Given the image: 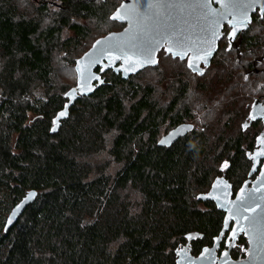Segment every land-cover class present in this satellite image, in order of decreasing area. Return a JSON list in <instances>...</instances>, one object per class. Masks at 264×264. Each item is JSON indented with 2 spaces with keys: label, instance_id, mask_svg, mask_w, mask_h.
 I'll list each match as a JSON object with an SVG mask.
<instances>
[{
  "label": "trees",
  "instance_id": "1",
  "mask_svg": "<svg viewBox=\"0 0 264 264\" xmlns=\"http://www.w3.org/2000/svg\"><path fill=\"white\" fill-rule=\"evenodd\" d=\"M121 1L0 0V264H176L182 247L198 255L223 227L225 212L198 194L220 175L235 193L259 173L252 172V153L261 121L237 125L229 107L216 132H208L215 104L194 96L206 84L188 81L186 68L193 71L178 68L165 50L156 65L127 79L106 70L105 83L56 120L74 85L57 89L55 54L79 50L94 35L91 23L104 26L94 41L121 30L125 23L111 18ZM224 41L217 51L238 72L226 79L239 81L223 92L233 86L264 96V15L252 16L236 45ZM164 57L173 59V73ZM147 69L159 75L141 81ZM169 76L174 95L162 99L158 87ZM184 122L194 128L169 146L157 144L163 129ZM30 189L38 192L35 201L5 230L10 210ZM227 234L219 252L228 247ZM247 249L242 233L231 255L246 257Z\"/></svg>",
  "mask_w": 264,
  "mask_h": 264
},
{
  "label": "water",
  "instance_id": "2",
  "mask_svg": "<svg viewBox=\"0 0 264 264\" xmlns=\"http://www.w3.org/2000/svg\"><path fill=\"white\" fill-rule=\"evenodd\" d=\"M121 4L127 7L128 18L116 20L125 23L124 28L100 36L86 52L78 57L75 64L77 83L66 92L68 101L59 111L57 121L68 116L70 106L81 95L92 94L105 83L102 74L106 70L113 69L116 73H120L122 78L127 79L131 74L156 65L162 49L172 57L186 59L188 67L191 58L193 67L189 68L193 72L202 73L204 66L211 64L218 50L224 23H229L231 20L230 32L233 26L236 29L233 36H229L232 41L240 30L248 28L252 21V14L257 8L261 12L264 11L262 10L264 0L252 3L247 8V19L239 14L233 17L228 13H226L227 18L209 16L207 9L200 6V0H122L111 17ZM150 4L152 7H149ZM210 7L217 12L225 11L216 0H211ZM217 18H219V24L214 23ZM97 41L100 43L97 44ZM169 48H172L171 52L167 51ZM203 53H207L206 59L201 55ZM149 60H154L155 63L146 62ZM78 69H86V71H78ZM260 103H262L261 100L256 98L250 110L255 119L264 118ZM255 119L251 118V120ZM193 128V123H180L163 134L157 144L169 146ZM258 138L260 142L252 153V172L259 171L255 179L245 180L233 194L232 183L225 175H220L214 179L207 192L197 196L201 200H213L216 206L225 212L223 227L219 235L215 237L214 244L211 247H205L198 255L190 251L188 244L185 245L178 251L176 264H264V175H262L264 155L259 154L264 151V135L260 134L257 141ZM37 195V190L30 189L12 207L6 217L5 230L10 229L18 221L19 216L30 203L35 201ZM238 207H241L242 216H254L255 221L250 223L242 216L238 217L236 215ZM247 207H252L254 211H244ZM227 231L228 247L218 254L219 242ZM242 233L247 237L248 254L246 257L234 259L231 249Z\"/></svg>",
  "mask_w": 264,
  "mask_h": 264
},
{
  "label": "rangeland",
  "instance_id": "3",
  "mask_svg": "<svg viewBox=\"0 0 264 264\" xmlns=\"http://www.w3.org/2000/svg\"><path fill=\"white\" fill-rule=\"evenodd\" d=\"M90 26H91V32H92V34H94L93 35L94 37L97 35L96 33H100V31L104 28L103 24H101V23H97V24L91 23ZM93 36L84 40L83 46L79 50L70 51L69 53H67L65 51H60L57 54H55V69L56 70H55V74H54V79H55V83L57 85L56 87L58 90H60V88H62L65 85H69V87L72 85H76L77 73H76V70L74 68L76 63L71 62L72 58L80 57L84 52H86L92 46V44L94 42ZM238 40H239V38H237L235 45L238 42ZM224 42L225 41L221 42V44ZM228 44L229 43H227V45ZM225 49H226V47H225ZM217 53H218V51L215 53V55H217L215 58L216 61H212L213 63L207 68L208 71L206 70L207 72L204 75L199 76V75H197V73H195V72L193 73L190 70H188L187 68H186L187 71L185 72V74H186L185 78L188 81H190L191 83H193V84L196 83V85H197V82L202 83V84H206V86L203 87L206 89L204 90L202 95L200 94L199 91H197L194 96L199 97V98L207 96L215 104L214 109L216 111L214 110V112H213L210 109L211 114H213V117L210 119L212 126L209 128L208 132H212V133L216 132L218 125H219V120L221 119L223 112L228 111L229 107H230L231 111H232V108H233V111H237V114L231 117V118H233V121L235 122V124L241 125V123H242V125H244V123H246L245 125H248V123L246 121H248L249 123L251 121L249 114H250V109L252 107V104L256 98H259L258 95H254L253 93L251 95V92H249V89L246 88V90H245L242 87H240L238 90H236V87L232 86V88L229 91L227 90V91L223 92V90L227 86L231 85L234 80L238 82L239 76L236 75V77H234V80H232V81L226 79V76H227L226 74L228 73V71H230L232 73V72H237V70H235L236 68H234L232 70L231 64L228 63L226 59L223 60L222 57H220V55H221L220 52L218 54ZM164 58L162 60V62L164 61L163 62L164 68L172 69V73H173L175 71L174 69H177L176 66L171 62V60H173V59H171L170 57H168L170 60L167 57H164ZM177 58H178L177 59L178 62H180V63H178V68L181 67V63H183L186 66V64H187L186 59H183L181 62L179 57H177ZM225 68H226V72L222 73L223 69H225ZM158 75H159V72H155L153 70L147 69V70L142 71L141 74L138 75V77L140 78L141 81L142 80L147 81V80L154 79ZM241 77L243 79L242 74H241ZM167 78H168V81L164 84H163V82L160 83V85L158 87L159 88L158 89V91H159L158 95L162 99H168L169 96L174 95V92L173 93L169 92L173 88V83H172L173 80H172L171 76H169ZM249 87H250V90L254 89L251 87L250 83H249ZM208 89L212 92L209 93ZM42 92H43L42 88L37 90L38 94H41ZM198 93L200 95H198ZM248 99H250V108H249L248 114L247 115L244 114L241 118V107H244L243 104L248 105V102H249ZM161 101L166 102L163 100H161ZM196 108H197V111H195V115L197 116V118L201 117V120L205 121L206 120L205 119V117H206L205 110L200 109L198 107H196ZM213 119H214V121H213ZM262 128H263V125H262ZM166 130L168 131L169 129L168 128L163 129L162 134L166 133L167 132ZM261 134L264 135V131L261 130ZM252 179H255V178H252Z\"/></svg>",
  "mask_w": 264,
  "mask_h": 264
},
{
  "label": "snow or ice",
  "instance_id": "4",
  "mask_svg": "<svg viewBox=\"0 0 264 264\" xmlns=\"http://www.w3.org/2000/svg\"><path fill=\"white\" fill-rule=\"evenodd\" d=\"M216 2L220 3L222 9H224L225 11L217 12V10L212 9L210 7L211 0H200V6L207 9V15H209V16L219 17V18H227L226 13H228V14H231L233 17H236V15L239 14L240 16L247 19V8L250 7L252 3L260 2V0H216ZM149 7H152V5L150 4ZM262 10H264V9H262ZM111 18L112 19H126V18H128L127 7L124 4H121L120 8L117 9L116 13H114ZM219 18L214 20L215 24H219ZM229 23L231 24L232 21L230 20ZM235 30L236 29L233 26L232 32H229L228 35L230 37L233 36ZM213 38H215V33H213ZM99 43H100V41H97V44H99ZM169 43H171V41H169ZM167 51L171 52L172 48L167 49ZM201 55L203 56V58L206 59L207 53H203ZM146 62L155 63L154 60H149ZM189 67H193V64L191 62V58L189 59ZM78 71H86V69H84V70L78 69ZM245 79H247V77H245ZM254 107H257V105H254ZM249 115H250V118L255 119L254 115H252L251 113ZM245 127H246V125H245ZM258 142H260V138H258ZM259 154L264 155V151H261ZM262 175H264V172H262ZM241 191L243 192V189H241ZM238 199H241V197H238ZM241 207H243V204H241ZM241 207H238L236 209V215L238 217L242 216ZM244 211L253 212L254 209L252 207H247V208H244ZM242 218L245 219L246 221H249L250 223L255 221L254 216H242ZM226 223H227V221H226Z\"/></svg>",
  "mask_w": 264,
  "mask_h": 264
},
{
  "label": "flooded vegetation",
  "instance_id": "5",
  "mask_svg": "<svg viewBox=\"0 0 264 264\" xmlns=\"http://www.w3.org/2000/svg\"><path fill=\"white\" fill-rule=\"evenodd\" d=\"M257 13H260L261 15H264V11L261 12V10H260L259 8H257V10L252 14V16H254V15L257 14ZM231 28H232V26L230 25V23H228V22L224 23L223 28H222V31H221V34H222V35H221V38H220V40H219V46H220L221 42H223L225 39H227V41L229 42V44H233V43H235L236 40H237V38H239L240 36H241V39L243 38V34H244V32L247 30V28H246V29H243V30H240V31L238 32V34L236 35V37H235L232 41H230L228 33L231 31ZM218 49H219V47H218ZM161 51H164V49H162ZM161 51H160V52H161ZM259 99H260L261 102H262V103L259 104V106H260V108H261V109L263 110V112H264V96L259 97ZM250 110H251V109H250ZM256 120L261 121V123H262V125H263L262 131H264V118L261 117V118L256 119ZM260 134H261V132H260ZM260 134H259V135H260ZM262 135H263V134H262ZM233 194H234V192H233ZM218 249H219V247H218ZM218 249H217V252H218V254H219L221 251L219 252Z\"/></svg>",
  "mask_w": 264,
  "mask_h": 264
}]
</instances>
